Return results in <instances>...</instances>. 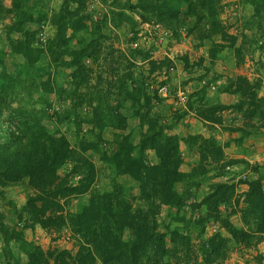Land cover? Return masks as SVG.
Listing matches in <instances>:
<instances>
[{
  "label": "rangeland",
  "instance_id": "rangeland-1",
  "mask_svg": "<svg viewBox=\"0 0 264 264\" xmlns=\"http://www.w3.org/2000/svg\"><path fill=\"white\" fill-rule=\"evenodd\" d=\"M143 1L17 0L20 8L23 5L24 13L30 11L34 17L32 23L25 25V29L34 37V48L45 50L49 41H56L54 38L58 32L59 22L64 29L62 33L64 41L56 43L61 45L63 43L65 49L78 50L92 40V34L99 35L97 43L91 47L95 59L83 61L85 69H91L88 84L78 89V92L87 93V96L92 94L93 99H89L90 104L89 100L82 104L83 108L77 110L76 118L72 119L70 115L68 120L54 115L59 109L62 111L71 108L69 101L63 103L57 96L61 89L65 94L73 90L68 77L70 69L54 66L45 51L37 55L38 62L33 69L28 68L21 56L10 53L6 39L8 29L6 30L5 26L13 23V15L5 11L2 12L3 20L0 23V58H3L4 65L0 64V71L21 78L35 79L37 82L43 81L53 87V92L49 93L42 91L40 87L31 86L32 99L29 101L30 104L26 101L23 106L31 109V105L41 117L46 131L50 135L64 136L76 151H79L81 142L90 144L96 142L99 134L90 123L91 107L118 108L117 110L126 116L122 130L111 128L102 130L98 151L85 153L94 164L95 182L90 192L72 199L66 208L68 212L78 211L88 202L92 193H108L116 185L121 186L129 198H134L133 204L137 205L138 185L129 176H118L114 166L104 162V159L116 150V144L113 143L116 140L114 134L131 136L129 140L134 145L141 140L146 122L142 123L135 115V111L144 104L142 100L144 94L152 95L150 115L157 116V121L168 127L164 131L166 136H176L181 140L180 171L189 173L196 168L197 173L201 175L206 172L204 176L197 177L200 181L197 187L190 185L192 183L190 181L175 185V191L183 194L182 206L162 207L157 218L158 230L163 232L168 228L189 234L196 245L215 234H220L227 240L229 248L225 264H264V233L258 229L262 219L259 217L260 213L251 208L250 199L246 197L248 186L245 184L261 178L262 186L264 185V142L255 146L259 150L257 153L260 157L256 158L259 161L249 163L246 159L238 157L239 152L229 148V143L241 138L240 132L212 127L197 116L199 108L207 107L213 102L223 103L225 100L224 103H237L236 96L224 92L229 83L228 79L232 76H242L257 84L259 96L264 98V49L258 48L263 43L261 37L264 29L253 27L254 24L250 21L252 9L249 5L243 4L241 0H220V5L223 6L218 17L220 25L229 36L237 38L236 48L241 47L243 56L239 61L232 49H221L216 58L212 59L209 56L211 43L198 40L194 32L188 34L187 28H192L193 19L185 16L187 10L184 4L178 7L181 11V20L186 22V28L180 32H171L153 22H143L135 9L132 11L128 8V4L140 6ZM1 6L4 10H10L11 1L1 0ZM73 15L79 16L83 24L78 23L76 16ZM71 25H79L82 29L72 30ZM9 35L12 39L20 36L10 32ZM213 40L226 45L216 36H213ZM133 50H136L137 54L132 53ZM64 60L70 61L66 57ZM15 87L20 94V87ZM136 90H139L138 93L141 92L139 104L131 97ZM152 93L157 94V100ZM117 94L121 96L117 97ZM61 96L63 97V94ZM224 113L227 112L221 113L220 116L225 127H229V120L230 128L255 129L253 121L245 120L240 113L230 111V116L227 114L225 117ZM2 118L0 133L1 130H6L5 124L1 122L6 120L4 113ZM261 131L260 129L246 138L249 139L251 136L256 138L261 133L263 135ZM222 135L225 136L224 139L227 137L229 139L224 140ZM202 140L212 144L217 141L220 144L224 154L223 162L207 159L200 169V157L192 148L203 144ZM136 146L138 152L140 146L138 144ZM227 150L232 152L226 154ZM143 155L147 163L157 162L154 152L148 150L143 152ZM70 168L71 165L68 164L59 170V175L64 176ZM197 173L193 172L195 175ZM73 178L75 181L79 180L77 175ZM218 183L232 184L234 190L227 195V200L218 206L216 213L213 212L215 208L208 213L200 203L210 192L211 184ZM36 194L38 193L29 187L25 179L15 185L0 187V222L10 229L22 232L26 242L40 247L44 252L67 250L75 253L79 240L67 226L58 228L53 226L44 230L33 224L29 215L23 212L27 197ZM207 214L211 218L206 220L202 227L192 229L185 226L188 220H197ZM225 222L229 226H224ZM229 228L237 230L236 234L240 240H234ZM2 249L0 236V264H7L2 257ZM19 258L20 264H26L23 255H19Z\"/></svg>",
  "mask_w": 264,
  "mask_h": 264
},
{
  "label": "trees",
  "instance_id": "trees-1",
  "mask_svg": "<svg viewBox=\"0 0 264 264\" xmlns=\"http://www.w3.org/2000/svg\"><path fill=\"white\" fill-rule=\"evenodd\" d=\"M10 1L11 9L4 10L0 0V23L3 20V11L11 12L13 15L12 27L5 26L6 30L8 29L6 39L10 53L21 56L28 68L33 69L38 62L39 54L45 51L54 66L70 69L68 77L73 90L66 94L62 89L55 92H58L57 96L61 102L69 101L71 108L62 111L59 109L54 115L68 120L70 115L72 119L76 118L77 110L83 108L82 104L90 98L93 99L92 94L87 96V93H80L78 89L88 84L91 69H85L83 61L95 59L91 47L97 43L99 35L92 34V40L78 50L65 49L63 43V47L56 43L64 41L62 34L64 29L59 22L58 32L54 38L56 41H49L45 50L34 48V37L25 29V25L33 22V15L30 11L24 13L23 5L20 8L17 0ZM241 2L252 9L250 21L254 24L253 27L264 29V0ZM180 4L186 7L185 16L193 19L192 28H187L188 34L194 32L198 40L211 43L210 58L215 59L221 49H232L237 59L241 61L243 53L241 47L236 48L237 38L229 36L220 25L218 17L223 8L220 0H144L140 6L128 4V8L132 11L135 9L139 17L143 16L149 22L168 31L180 32L186 28V22L181 20V11L178 7ZM76 18L78 23L83 24L79 16ZM71 29L78 30L82 27L71 25ZM9 32L20 36L12 39ZM213 36L226 45L213 40ZM261 38L263 43L258 48L263 50L264 34ZM135 51L132 53L137 54ZM65 57L70 61L64 60ZM0 64L4 66L3 58H0ZM2 71H0V119L4 113L6 120L1 122L5 124L6 130H1L0 133V187L5 188L27 180L29 187L38 193L29 195L23 206V212L29 215L33 224L44 230L53 226L57 228L67 226L79 240L75 253L67 250L44 252L40 247L26 242L22 232L10 229L0 222L2 257L7 264L8 262L20 264L19 255L24 256L26 264H225L229 248L227 240L220 234H215L196 245L189 234L168 228L163 232L158 230L157 218L161 208L182 206L183 194L175 191V185L190 181L192 182L190 185L197 187L200 184L197 177L204 176L206 172L201 175L197 173L196 168L189 173L180 171L181 140L176 136H166L164 131L168 127L161 125V122L157 121V116L150 115L152 95L144 94L142 96L144 104L135 111L140 121L146 122L145 133L137 143L140 146L138 152L137 144L134 145L129 140L131 136L114 134L116 140L113 143L116 144V150L103 158L104 162L114 166L118 176H129L138 185L137 205L133 204L134 198H129L126 192L122 191V187L116 185L111 192L92 193L86 204L71 213L66 208L72 199L90 192L95 182L94 164L85 153L98 151L102 130L106 128L122 130L126 116L121 114L118 108L91 107L90 123L99 134L96 142L93 144L81 142L79 151H76L64 136L50 135L46 131L41 117L31 105V109L23 106L26 101L29 103L32 99L31 86L40 87L42 91L49 93L53 92V87L43 81L37 82L35 79L21 78ZM228 82L224 92L236 96L237 103L226 105L222 102H213L207 107L199 108L197 116L212 127L240 132L241 141L252 133L264 129V98L259 96V86L242 76H232ZM15 86L20 87V94L17 93ZM138 91H133L131 97L139 104L141 92ZM152 94L157 100V94ZM202 94H205L204 91ZM90 102L91 100L89 104ZM226 111L238 112L245 120L253 121L255 129L222 126L223 119L220 114ZM202 142L203 144H199L197 148H192L200 157V169L207 159L223 162L224 154L217 141L213 144L204 140ZM148 150L156 155V163L149 164L145 161L143 152ZM68 164L71 165L70 170L64 176H60L59 170ZM76 175L79 176L78 181L73 178ZM245 184L248 186L246 197L250 199L251 208L260 213L259 217L262 219L258 226L259 232L264 233V192L261 178ZM232 190H234L232 184H211L210 192L200 204L208 213L214 208L213 212L216 213L218 206L227 200V195ZM209 218L211 217L207 214L197 220H188L185 226L192 229L200 228ZM224 224L229 226L226 222ZM229 231L234 240H240L236 234L237 230Z\"/></svg>",
  "mask_w": 264,
  "mask_h": 264
},
{
  "label": "crops",
  "instance_id": "crops-1",
  "mask_svg": "<svg viewBox=\"0 0 264 264\" xmlns=\"http://www.w3.org/2000/svg\"><path fill=\"white\" fill-rule=\"evenodd\" d=\"M231 99H232V97H231ZM224 101H223V103H224ZM224 104H231V102H227V103H224ZM226 112L227 113H224L225 114L224 117L227 114H229L228 116H230L229 111H226ZM228 122H229V127H230V121L228 120ZM222 126H225V125H222ZM219 130H221V129H219ZM261 132L264 133V129H262ZM225 134L228 135L229 133H225ZM223 137H225V136L222 135V138ZM229 137H232V136H229ZM233 137L235 138V137H238V136H233ZM227 139H229V138L227 137L224 140H227ZM263 142H264V134L262 135V133H261L260 136H258L256 138H253V136H251L249 139L245 137L242 141L239 140V141H236V142L229 143V146H230L229 148L231 150H233V151L239 152L240 153V156H238L239 158L241 157L243 159H246L249 163H252V161H259V159H256V158L260 157V155H258V153H257V151H259V150L256 149L255 146L261 145V144H263ZM251 150H253L254 152H249ZM230 152H232V151L227 150L226 154H228ZM245 154H247L248 156H246ZM252 157H254V159H252Z\"/></svg>",
  "mask_w": 264,
  "mask_h": 264
},
{
  "label": "water",
  "instance_id": "water-1",
  "mask_svg": "<svg viewBox=\"0 0 264 264\" xmlns=\"http://www.w3.org/2000/svg\"><path fill=\"white\" fill-rule=\"evenodd\" d=\"M140 19L143 21V22H149L147 19H145L143 16H140Z\"/></svg>",
  "mask_w": 264,
  "mask_h": 264
},
{
  "label": "built area",
  "instance_id": "built-area-1",
  "mask_svg": "<svg viewBox=\"0 0 264 264\" xmlns=\"http://www.w3.org/2000/svg\"><path fill=\"white\" fill-rule=\"evenodd\" d=\"M262 190H263V192H264V185H263V187H262Z\"/></svg>",
  "mask_w": 264,
  "mask_h": 264
}]
</instances>
